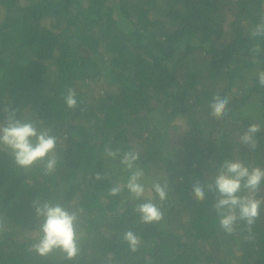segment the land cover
<instances>
[{"label":"trees","instance_id":"trees-1","mask_svg":"<svg viewBox=\"0 0 264 264\" xmlns=\"http://www.w3.org/2000/svg\"><path fill=\"white\" fill-rule=\"evenodd\" d=\"M261 18L264 0H0V122L5 107L41 120L59 156L45 174L0 150V264H264V205L251 232L241 221L227 234L215 195H192L225 159L264 168V38L250 35ZM217 94L229 98L221 118L210 115ZM251 123L261 126L254 150L239 140ZM106 148L138 152L149 187L167 182L166 200L152 193L160 221L142 223L126 188L109 194L130 173ZM34 200L79 212L77 258L32 251Z\"/></svg>","mask_w":264,"mask_h":264},{"label":"clouds","instance_id":"clouds-1","mask_svg":"<svg viewBox=\"0 0 264 264\" xmlns=\"http://www.w3.org/2000/svg\"><path fill=\"white\" fill-rule=\"evenodd\" d=\"M250 35L254 38H264V18L252 29ZM260 44L252 48L253 63H257L256 55L261 52ZM257 79L264 86V69L257 71ZM65 102L69 108L77 106L75 91L68 89ZM229 98L215 95L209 104L210 115L221 118L226 115ZM6 113L3 122H0V150L10 152L15 164L24 169H30L33 165L43 166L45 174L54 172L59 156L57 153L58 137L51 134V130L42 127V121L23 119L17 116L15 108L5 107ZM261 131L259 123H251L239 140L251 149L257 147L256 134ZM108 157L120 158V163L130 173L125 184L115 183L109 189L110 195H117L125 188L133 200L138 203L134 211L139 214L140 221L145 224L158 222L163 218V211L155 202L152 193L156 194L159 201L167 199L168 184L154 181L150 187L144 180V170L139 167V153L132 150L122 155L120 150L106 148ZM100 173L96 179H101ZM264 186V168L245 164L240 159H225L219 165L217 174L208 184L196 180L192 186V195L199 201L206 199L207 193L215 195L213 207L219 217L221 229L232 234L236 231L238 222L243 221L248 231L261 214L264 198L258 193ZM33 207L37 217L41 218L39 226V238L32 244V251L41 257H48L53 252H60L67 260H74L81 253L82 233L79 231V212L71 210L65 205L52 202L34 200ZM79 211H82L79 210ZM0 227H3L0 224ZM123 240L127 242L129 249L136 252L140 245V237L132 230L123 233Z\"/></svg>","mask_w":264,"mask_h":264},{"label":"rangeland","instance_id":"rangeland-1","mask_svg":"<svg viewBox=\"0 0 264 264\" xmlns=\"http://www.w3.org/2000/svg\"><path fill=\"white\" fill-rule=\"evenodd\" d=\"M152 119H153L154 121H158V118H155V117H153V116H152Z\"/></svg>","mask_w":264,"mask_h":264}]
</instances>
